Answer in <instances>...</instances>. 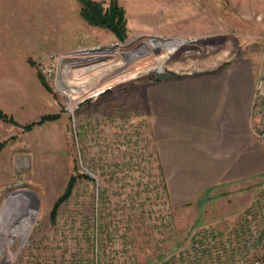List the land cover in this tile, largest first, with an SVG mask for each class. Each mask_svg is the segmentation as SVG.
I'll return each instance as SVG.
<instances>
[{"label": "rangeland", "instance_id": "obj_1", "mask_svg": "<svg viewBox=\"0 0 264 264\" xmlns=\"http://www.w3.org/2000/svg\"><path fill=\"white\" fill-rule=\"evenodd\" d=\"M117 1L125 40L90 25L78 0L3 1V18L16 12L17 23L2 33L17 32L12 47L40 88L27 79L35 99L13 103L22 117L0 106L14 118H0V264H264V178L250 196L174 207L144 101L149 81L243 57L261 77L264 0ZM253 231L263 238L247 248Z\"/></svg>", "mask_w": 264, "mask_h": 264}, {"label": "crops", "instance_id": "obj_2", "mask_svg": "<svg viewBox=\"0 0 264 264\" xmlns=\"http://www.w3.org/2000/svg\"><path fill=\"white\" fill-rule=\"evenodd\" d=\"M3 1L0 106L22 117L13 103L18 102L16 99H35L26 89L27 79L37 87L40 84L34 67L25 63L24 56L20 58L24 62L20 61V52L12 47L17 32L6 27L10 32L2 33V24L17 23L15 11L12 14L10 10L11 15L3 18L2 8L7 7ZM16 4L8 6L15 10ZM7 40L10 46L3 47ZM261 73L251 59L243 57L216 68L146 83L145 111L174 207H185L199 198L210 199L209 207L224 204L231 193L243 196L248 184L264 178V142L258 135L264 124V109L256 108L255 99ZM14 87L17 91L23 88V92L17 93ZM1 133L0 125V140Z\"/></svg>", "mask_w": 264, "mask_h": 264}, {"label": "trees", "instance_id": "obj_3", "mask_svg": "<svg viewBox=\"0 0 264 264\" xmlns=\"http://www.w3.org/2000/svg\"><path fill=\"white\" fill-rule=\"evenodd\" d=\"M81 6L82 17L93 26L103 27L112 30L120 40L127 38V17L123 6L119 4L117 0H111L110 4L106 7L102 1L97 0H78ZM43 83L45 79H43ZM0 118L7 121H14V118L5 113L0 108ZM57 118V115H45L39 121H35L25 126L27 130L32 129L35 124L42 123L46 120ZM6 142L0 143V151L5 147ZM75 184V177H72L69 181L65 192L57 200L54 209L53 216H56V212L60 207V204L66 200L72 193Z\"/></svg>", "mask_w": 264, "mask_h": 264}, {"label": "built area", "instance_id": "obj_4", "mask_svg": "<svg viewBox=\"0 0 264 264\" xmlns=\"http://www.w3.org/2000/svg\"><path fill=\"white\" fill-rule=\"evenodd\" d=\"M256 108L257 109H264V74L258 79L257 83V91H256ZM260 139L264 142V124L258 132ZM263 236L261 232L257 234L256 231H253V234L249 237L244 239V243L246 244L247 248H253L257 243L261 242Z\"/></svg>", "mask_w": 264, "mask_h": 264}, {"label": "bare ground", "instance_id": "obj_5", "mask_svg": "<svg viewBox=\"0 0 264 264\" xmlns=\"http://www.w3.org/2000/svg\"><path fill=\"white\" fill-rule=\"evenodd\" d=\"M168 40L171 41V40H173V39H168ZM174 40H175V39H174ZM174 40H173V41H174ZM159 42H160V44H158V45H164V44H166V40H165V41L160 40V41H158V43H159ZM171 43H172V42H171ZM172 44L174 45V47L172 48V50H174V49L177 47V43H176V42H173ZM151 45H152V46H155V45H157V44L154 45V43H153V44H151ZM143 47H145V44H143V45L140 47V49L142 50ZM129 54H130V56H131V59H132V58L135 59V58L138 57V52H133V53L130 52ZM68 93H69V92H68ZM73 99H74V98H73Z\"/></svg>", "mask_w": 264, "mask_h": 264}]
</instances>
